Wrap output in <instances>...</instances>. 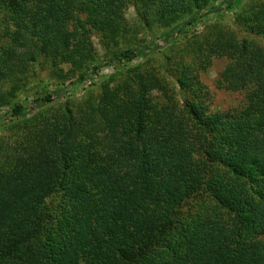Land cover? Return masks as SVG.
<instances>
[{
	"label": "trees",
	"instance_id": "obj_1",
	"mask_svg": "<svg viewBox=\"0 0 264 264\" xmlns=\"http://www.w3.org/2000/svg\"><path fill=\"white\" fill-rule=\"evenodd\" d=\"M235 1L0 0V23L25 33L2 35L0 107L27 123L0 141V264H264V3L237 15L241 36L216 32L192 62L165 55L162 74L130 66L146 47L124 42L128 4L179 41ZM89 34L122 66L97 100L54 108L49 93L31 116L3 101L27 37L55 67L80 62ZM217 58L238 109L212 107L200 79ZM84 69L78 82L99 72Z\"/></svg>",
	"mask_w": 264,
	"mask_h": 264
},
{
	"label": "rangeland",
	"instance_id": "obj_2",
	"mask_svg": "<svg viewBox=\"0 0 264 264\" xmlns=\"http://www.w3.org/2000/svg\"><path fill=\"white\" fill-rule=\"evenodd\" d=\"M262 2L264 3V0H236L229 10L207 14L200 18L194 26L187 27V37L181 38L182 40L179 41L164 40L161 36L164 31L161 28L152 30L144 28L140 18L137 17V7L133 3L128 4L125 9V19L131 33L125 36L124 42L128 43L130 47L134 43L146 47L143 54H140L130 66L144 63L156 68V71L162 74L160 68L165 55L174 58L182 57L186 62H192V56L195 57L196 54L195 51L201 48V44H207L214 39L216 32L224 31L236 37L241 36V33H236L240 29L236 23L237 15L252 5ZM6 28L9 32L15 33L16 37L25 35V33L17 31L11 22L0 23V45L2 42L8 41L7 38L2 37L4 32L8 31ZM88 30L91 31L92 28ZM243 35L247 37L245 34ZM98 37L95 34H89V38L87 36V40L91 41V48L89 50L87 46L85 47L86 51L82 53L80 62L60 64L55 67H50L49 64L45 63L42 54L29 46L30 42L27 37V43H24L26 48H16L19 57L9 63L11 71L16 76L13 81L9 80L5 83V87H12L13 89L8 92L2 91L3 101L8 104L22 103L33 108L32 114L29 115L31 116L38 111L35 109L37 99L45 97L49 93L54 94L53 102L49 106L54 108L61 107L66 101H71L76 105L78 102L85 104L88 101L97 100L102 92V86L109 83L112 76L122 68L121 64L117 63L105 65V59L109 57L110 51L100 47ZM121 45L119 42V45L113 47V50H118ZM85 64H88L90 68L96 66L99 72L95 75L87 71L85 79L78 82L76 78L85 71ZM227 64L228 60L225 58L213 59L210 68L204 74L201 75L200 73V79L211 90L212 107H216L218 110L238 109L244 104V93L215 88V80ZM56 91H58L57 94H55ZM23 120V118L11 116L8 105L1 106L0 141L15 138L27 124L23 123Z\"/></svg>",
	"mask_w": 264,
	"mask_h": 264
}]
</instances>
